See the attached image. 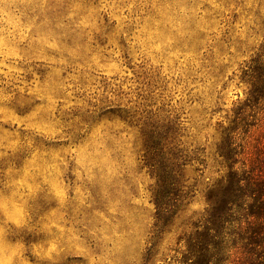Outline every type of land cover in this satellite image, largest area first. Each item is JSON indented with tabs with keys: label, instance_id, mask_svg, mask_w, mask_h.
Segmentation results:
<instances>
[{
	"label": "rangeland",
	"instance_id": "rangeland-1",
	"mask_svg": "<svg viewBox=\"0 0 264 264\" xmlns=\"http://www.w3.org/2000/svg\"><path fill=\"white\" fill-rule=\"evenodd\" d=\"M259 67L264 0H0V264H178ZM153 129L189 155L161 233Z\"/></svg>",
	"mask_w": 264,
	"mask_h": 264
},
{
	"label": "trees",
	"instance_id": "trees-1",
	"mask_svg": "<svg viewBox=\"0 0 264 264\" xmlns=\"http://www.w3.org/2000/svg\"><path fill=\"white\" fill-rule=\"evenodd\" d=\"M253 71L249 96L221 129L216 154L225 171L208 187L201 219L179 237L178 264H264V130L256 133L264 115L254 114L264 109V67ZM144 152L161 233L189 196L182 175L189 155L157 129L147 133Z\"/></svg>",
	"mask_w": 264,
	"mask_h": 264
}]
</instances>
